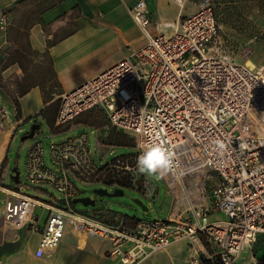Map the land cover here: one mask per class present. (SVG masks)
Instances as JSON below:
<instances>
[{
    "label": "built area",
    "instance_id": "built-area-1",
    "mask_svg": "<svg viewBox=\"0 0 264 264\" xmlns=\"http://www.w3.org/2000/svg\"><path fill=\"white\" fill-rule=\"evenodd\" d=\"M169 1L180 11L189 2L195 9L178 17L171 33L162 30L161 21L152 33L147 0H134L128 13L143 45L61 94L57 131L51 133L100 108L140 153L142 143H165L175 165L162 177L168 184L205 168L214 173L217 182L209 202L186 207L178 217L136 218L132 223L122 214L107 220L99 212L80 211L73 203L81 197L78 183H103L101 171L118 165L96 158L84 131L61 140H53L52 134L47 140L36 138L25 152L24 183L47 186L58 195L44 200L18 184H0L5 194L0 215L8 227L38 236L37 258H49L70 226L108 239V254L118 264H138L179 241L201 244L185 264H236L246 250L247 264H264L252 255V246L264 237V68L238 61L222 48L213 0ZM8 27V14L1 9L3 43ZM5 119L0 108V130ZM116 162L129 173L122 156ZM214 213L223 218L211 219Z\"/></svg>",
    "mask_w": 264,
    "mask_h": 264
},
{
    "label": "crops",
    "instance_id": "crops-1",
    "mask_svg": "<svg viewBox=\"0 0 264 264\" xmlns=\"http://www.w3.org/2000/svg\"><path fill=\"white\" fill-rule=\"evenodd\" d=\"M133 1L0 0V10L7 9L9 18L7 40L3 43L0 39V108L6 111L5 127L0 130V170L11 140L17 133L24 131L28 122L33 118L44 119L43 113L54 101L59 100L61 94L89 80L127 54L111 60H101V53L105 48H108L106 52L109 53V33L117 32L128 51L143 45L144 37L128 13ZM163 2L165 0H147L152 18L149 31L152 33L158 32L155 27L158 21L163 23L164 32L173 31L171 24L176 20L168 21L164 15ZM194 9V3L189 2L183 11L187 10L188 14ZM181 12L179 10L177 18ZM65 28L70 29L60 32ZM131 44H134L132 49ZM31 58L35 59L31 61ZM32 69L37 71L36 81L26 84L27 73L33 71ZM52 80H55L57 91L47 96L45 83ZM18 92L22 94L12 95ZM15 99L19 104L18 115L14 110ZM80 116L76 118V122L71 123L69 129L84 125ZM34 124L38 125L36 134L40 123ZM11 181V184H18L19 176L17 179L12 177ZM2 184H5L4 180ZM4 197L5 194L0 190V207ZM209 199L210 192L208 202ZM86 210L99 212L107 220L118 215L99 205L96 199L95 204ZM126 217L128 220L131 218ZM168 217L178 216H165L161 219ZM222 218L218 213L211 216V219ZM21 231L8 227L0 215V264H118L117 259L108 254L111 248L108 239L87 236L73 227L69 226L65 234L72 231L74 245H65L64 234L58 246L46 259L34 255L38 236L32 233L35 242H25ZM90 241L96 244L86 249ZM200 249L199 243L179 241L138 264H185Z\"/></svg>",
    "mask_w": 264,
    "mask_h": 264
},
{
    "label": "rangeland",
    "instance_id": "rangeland-1",
    "mask_svg": "<svg viewBox=\"0 0 264 264\" xmlns=\"http://www.w3.org/2000/svg\"><path fill=\"white\" fill-rule=\"evenodd\" d=\"M168 3V4H167ZM216 19L219 26V39L222 48L230 52L238 61H250L256 67L264 68V14H262L254 0H213ZM164 15L168 21L176 20L179 7L172 1L165 0L162 3ZM190 5V4H189ZM187 10L182 11L180 18L186 14ZM70 28H65L60 32H67ZM134 44L130 45V49ZM105 48L101 53V60L119 58L128 53L127 46L117 32L109 33V53ZM105 53V54H103ZM35 59V58H34ZM34 59H30L31 61ZM37 60V59H36ZM33 70V69H32ZM30 71L27 73L26 84L36 81V73ZM45 94L50 96L56 92L55 83L48 81L45 83ZM18 93H12L17 96ZM54 95V94H53ZM58 98V97H57ZM59 101L51 108H48L44 114L50 120H54ZM84 120V125L71 127V123L62 128V132L52 134L47 122L42 118H33L28 122L22 133H17L11 140L7 157L0 170V184L11 185V174L17 168L19 172L18 186L30 195L37 196L44 200H55L58 193L47 186L26 185L21 175L26 149L28 145L36 138L47 140L52 134L53 140H61L68 135L81 131L89 135L90 146L94 156L100 158L103 163L117 164L118 166L109 167L101 171L100 179L109 172L118 178H125L128 181V187L122 188L123 194L115 197L98 196L95 193L96 188H107L109 191L117 188L115 185H106L102 182H92L89 184L78 183L82 190L80 195L91 196L97 200V203L105 209L112 210L118 214L138 218H164L165 216H178L185 214L184 209L189 206H198L208 203L210 189L217 182V177L207 168L193 174L185 175L179 182L168 184L159 175L142 174L136 167L137 157L140 152L134 146L132 138L128 134L118 130L108 121L106 115L100 108H94L80 116ZM78 119V118H77ZM35 122L40 123L39 130L32 137L25 140L21 139L24 133L28 132L31 125ZM69 129V130H67ZM66 130V131H65ZM122 156L124 164L130 169L129 173H124L120 164L116 162V157ZM44 189L47 193L40 190ZM205 197V199H204ZM141 200L144 208L138 205L135 200ZM74 206L80 210L89 209L90 206H84L81 203H75ZM23 240L34 241L33 234L26 229H21ZM65 245H74L75 237L72 231L65 234ZM96 243L90 241L86 249L94 247ZM249 251L242 252L236 264H247L251 261ZM252 255L257 260H264V237H261L252 246Z\"/></svg>",
    "mask_w": 264,
    "mask_h": 264
},
{
    "label": "clouds",
    "instance_id": "clouds-1",
    "mask_svg": "<svg viewBox=\"0 0 264 264\" xmlns=\"http://www.w3.org/2000/svg\"><path fill=\"white\" fill-rule=\"evenodd\" d=\"M136 167L142 174L166 176L175 165L172 151L159 139L141 144Z\"/></svg>",
    "mask_w": 264,
    "mask_h": 264
},
{
    "label": "trees",
    "instance_id": "trees-1",
    "mask_svg": "<svg viewBox=\"0 0 264 264\" xmlns=\"http://www.w3.org/2000/svg\"><path fill=\"white\" fill-rule=\"evenodd\" d=\"M254 1L256 2V6H257L258 10L262 14H264V0H254ZM3 10L7 12V9H3ZM215 15H216V13H215ZM52 81L55 83V80H52ZM21 94L22 93H20L19 95H21ZM58 101L59 100L54 101L48 108L53 107ZM14 104L16 105V113L18 115L19 114V104L17 102V99H15ZM43 117H44L45 121L47 122L50 130L51 131H57L56 129H54V120H55V117H54V120H52L53 118L50 120V118H48L47 115H45L44 113H43ZM16 171H17V169H16ZM102 181L106 185H115V186L120 187V188L128 187V181L124 177L123 178H118V177H116L113 174H109V172H107L106 176L105 175L103 176V180ZM129 219H130L129 220V223H132L133 221H131V220H134L136 218L133 216V217H131ZM203 243L206 244V242L204 240H203Z\"/></svg>",
    "mask_w": 264,
    "mask_h": 264
},
{
    "label": "water",
    "instance_id": "water-1",
    "mask_svg": "<svg viewBox=\"0 0 264 264\" xmlns=\"http://www.w3.org/2000/svg\"><path fill=\"white\" fill-rule=\"evenodd\" d=\"M37 124H33L29 131L24 134L21 139L22 140H25V139H28V138H32L35 134V130L37 128ZM15 171V170H14ZM19 176V173L16 171L14 175H12L13 178H18ZM95 193L98 195V196H107V197H115V196H120L123 194V190L122 188L120 187H117L115 188L114 190L112 191H109L107 188H96L95 190ZM135 202L142 206L144 208V210H147V208L145 206H143V203L141 200H135ZM73 203H81L83 204L84 206H93L95 204V199L92 198L91 196H82V197H76L73 199Z\"/></svg>",
    "mask_w": 264,
    "mask_h": 264
},
{
    "label": "bare ground",
    "instance_id": "bare-ground-1",
    "mask_svg": "<svg viewBox=\"0 0 264 264\" xmlns=\"http://www.w3.org/2000/svg\"><path fill=\"white\" fill-rule=\"evenodd\" d=\"M246 63H247L248 65L252 66V64H251V62H250V61H247Z\"/></svg>",
    "mask_w": 264,
    "mask_h": 264
}]
</instances>
